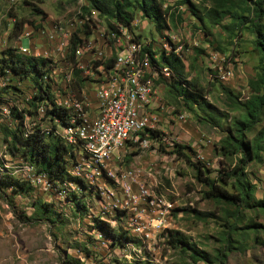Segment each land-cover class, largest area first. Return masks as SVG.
<instances>
[{"label":"rangeland","instance_id":"374dc122","mask_svg":"<svg viewBox=\"0 0 264 264\" xmlns=\"http://www.w3.org/2000/svg\"><path fill=\"white\" fill-rule=\"evenodd\" d=\"M178 2L164 0V8L170 7L175 18L167 20L163 32L140 14L129 31L140 35V39L134 38L144 46L151 44L153 52L175 45L186 64L185 82L194 83L203 95L202 102L212 107L202 106L199 98L193 105L195 112L191 111L182 97L174 99L170 93L174 80L167 68L158 70L152 76L153 92L147 106V111L157 116L154 130L158 135L147 132L129 140L100 175L92 172V164L82 163L89 176L83 178L84 185L54 183L47 177L39 181L35 165L15 149L6 128H17L16 109L24 113L26 129H47L53 122L44 116V101L38 102L37 108L31 105L37 92L34 82L1 68L0 62V264H212L194 261L182 247L170 242V232L213 257L229 232L227 223L236 222L241 228L250 219L258 224L257 230L250 232L243 247L232 248L220 264H264V212L247 209L241 214L243 221L237 222L225 212L226 208L232 210L230 205L207 196L209 187L197 178L193 165L201 162L203 176L231 189L234 177L225 173L241 163L240 154L224 155L217 147L241 109L233 107L225 89L242 101L251 95L249 82L257 77L259 64L253 35L246 30L230 35L223 27L231 23L230 17L208 35L190 6ZM193 2L201 11L210 3ZM87 4V0H0V58L7 48L49 58L45 80L51 84L56 102H68L71 93L76 98L82 95L84 109L93 117L96 87L104 73L98 66L102 62L105 66L116 51L105 38L114 31L109 20L95 9L84 11ZM17 22L21 28H15ZM85 23L91 30L88 37ZM75 30L81 31L83 39L80 46L84 53L77 57L84 66L79 67L84 78L81 95L73 89L78 81L67 57ZM195 48L201 49L199 55ZM143 68L151 72L150 66L143 64ZM209 112L219 118L218 124L209 119ZM263 127L264 115L246 137H253ZM180 144L187 147L184 152L191 162L178 153ZM80 150L78 156L83 154ZM78 156L77 162H84ZM244 172L255 185V198L264 199V151L260 159L245 165ZM14 179L28 181L31 190L15 191ZM43 203L53 210L50 218L35 211ZM193 209L207 215L196 216ZM101 221L118 233L126 232L129 239L118 243L97 226Z\"/></svg>","mask_w":264,"mask_h":264},{"label":"trees","instance_id":"16d2710c","mask_svg":"<svg viewBox=\"0 0 264 264\" xmlns=\"http://www.w3.org/2000/svg\"><path fill=\"white\" fill-rule=\"evenodd\" d=\"M201 1L210 2L208 6H204V11L199 10L193 0H179L178 5L188 4L208 35L212 34L214 26L220 24L225 17H230L231 23L223 25V27L232 36L238 32L242 33V30L249 31L253 35V49L259 56L257 77L249 82L252 92L246 100H240L239 95L235 94L232 90L225 89L233 107L241 109L240 113L233 117L231 128H228L226 135L221 138L217 147L224 155L240 154L241 163L231 171L225 173V176L228 178L234 177L230 183L231 189L224 185H219L214 178L203 176V166L199 165L201 162L193 163L196 166L197 178L205 182L209 187V190L206 191L207 196L212 197L218 202L230 205L232 210L229 211V208H226V214L234 217L239 222L243 221L241 214L243 215L247 209L257 208L264 212V199L257 200L255 198V185L248 180L244 172L245 165L250 160L260 159L261 152L264 151V127L251 138H247L245 135L255 128L260 118L264 115V0ZM87 3L86 6H83V10L88 13H91V9L97 10L102 17L109 20V27L113 30L118 27V24H122L131 30L132 22L140 14L153 20L156 23L158 31L163 32L167 27V20L170 18L173 21L175 18L174 12H170L169 10L170 7L164 8V0H87ZM21 26V23L17 22L15 28H21ZM85 27V33L88 37L91 30L87 23H85ZM80 35V30L72 32L67 55L73 65V72L78 81V84L73 85V89H76L79 95H81L82 82L84 80L81 76L82 70L78 67L76 57V50L83 40ZM108 35L109 33L106 34V36ZM134 37L140 39V35H134ZM150 46L151 44L144 46L143 51L149 52L150 62L155 69L161 71L164 67L168 68L174 80L169 85V91L172 93L174 99L182 97L184 103L188 105L191 111H194L193 105L196 101H200L199 98L202 99V106L212 107L207 101L202 102L204 99L203 95L194 83L191 81L185 82L186 64L183 55L176 51L177 47L175 45L169 50L162 49L159 52H153ZM195 52L196 55H199L201 49L195 48ZM115 60L116 54H113L105 63L106 68L111 67ZM0 62L1 68L5 67L20 78H30L34 82L37 86V92L31 105L37 108L38 102L44 101V116L53 122L54 127H56L55 119L67 124L68 117L72 114L73 110L57 104L52 92V86L45 80L49 63L51 62L49 58L26 55L18 52L16 48H7L2 58H0ZM80 99H82V95ZM15 114L19 121L17 128H6V133L11 137L10 141L15 146V149L19 150L25 159L35 165L36 172L39 175H45L50 181H54V183L75 181L84 185L83 178L74 176L71 173L72 167L77 163V156L81 146L66 142L63 137L55 134L53 130L47 132L39 126H35L32 130L26 129L24 113L16 109ZM29 115L34 114L32 111H29ZM196 115L199 116L198 113ZM208 117L216 124L220 121L211 112L208 113ZM149 131L153 136L158 135L157 130L150 129ZM143 134L144 132L142 136ZM184 148L187 147L180 144L177 151L191 162V157L184 152ZM12 183L14 190L16 189L15 191L31 190V185L28 181L14 179ZM78 206L80 208L84 207L80 202H78ZM35 211L37 213L42 212L41 215L50 218L53 210L49 203H43L38 205ZM192 211L199 217L207 215V213L196 209ZM227 225L229 232L223 236V244L217 249L213 257L204 251L190 246L182 235H175L174 232H170V242L182 247V250L189 253L194 261L203 260L212 264H220L226 260L232 248L239 249L244 246L245 239L250 235L251 231L257 230L258 224L250 219L241 228L236 222H228ZM97 226H100L109 237L116 239L118 243L129 239L126 232L118 233L116 229L104 221L97 222ZM262 227L264 228V226Z\"/></svg>","mask_w":264,"mask_h":264},{"label":"built area","instance_id":"2783aa9c","mask_svg":"<svg viewBox=\"0 0 264 264\" xmlns=\"http://www.w3.org/2000/svg\"><path fill=\"white\" fill-rule=\"evenodd\" d=\"M107 37L112 43L109 44L116 51V60L109 68H106L103 62L98 66L104 73L100 74L102 80L96 87V115L90 117L84 109V104L86 105L84 98H76L75 94L71 93L68 102L63 104L57 102L73 110L67 124L55 119L56 127L52 125L43 129L47 132L53 130L66 142L81 146L83 154L78 157L84 162L78 161L71 172L72 175L81 178L89 177L82 163L88 166L92 164L94 166L92 172L100 175L106 170L105 164L119 156V151L124 150L129 140H136L143 132H150V129L156 127L157 116L147 111L153 92L152 76L158 71L150 62L149 52L143 51L144 44L136 40L122 24H118V27L105 38ZM83 53V47L79 45L76 57ZM140 58L143 62H140ZM79 63L78 67H84ZM143 64L150 66L151 72L145 71ZM183 117L184 115L181 116ZM108 173L112 174L110 171ZM37 179L46 180V176L40 174Z\"/></svg>","mask_w":264,"mask_h":264}]
</instances>
